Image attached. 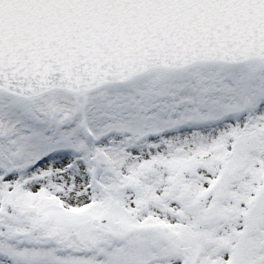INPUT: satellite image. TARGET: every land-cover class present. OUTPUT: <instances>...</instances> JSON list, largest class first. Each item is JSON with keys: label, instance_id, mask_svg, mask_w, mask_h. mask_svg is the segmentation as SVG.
Wrapping results in <instances>:
<instances>
[{"label": "snow or ice", "instance_id": "1", "mask_svg": "<svg viewBox=\"0 0 264 264\" xmlns=\"http://www.w3.org/2000/svg\"><path fill=\"white\" fill-rule=\"evenodd\" d=\"M0 264H264V0H0Z\"/></svg>", "mask_w": 264, "mask_h": 264}]
</instances>
